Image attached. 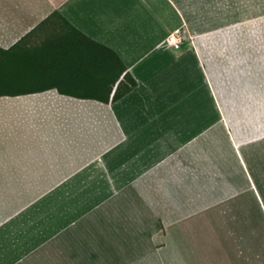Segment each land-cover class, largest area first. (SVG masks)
Returning a JSON list of instances; mask_svg holds the SVG:
<instances>
[{
  "label": "crops",
  "instance_id": "obj_1",
  "mask_svg": "<svg viewBox=\"0 0 264 264\" xmlns=\"http://www.w3.org/2000/svg\"><path fill=\"white\" fill-rule=\"evenodd\" d=\"M54 10L137 84L0 95V264H264V0H0V46Z\"/></svg>",
  "mask_w": 264,
  "mask_h": 264
},
{
  "label": "trees",
  "instance_id": "obj_2",
  "mask_svg": "<svg viewBox=\"0 0 264 264\" xmlns=\"http://www.w3.org/2000/svg\"><path fill=\"white\" fill-rule=\"evenodd\" d=\"M35 32L40 40L30 43ZM136 84L114 49L85 34L58 10L11 46H0V95L55 87L61 93L108 102Z\"/></svg>",
  "mask_w": 264,
  "mask_h": 264
},
{
  "label": "rangeland",
  "instance_id": "obj_3",
  "mask_svg": "<svg viewBox=\"0 0 264 264\" xmlns=\"http://www.w3.org/2000/svg\"><path fill=\"white\" fill-rule=\"evenodd\" d=\"M40 33L35 32L31 37H29L28 41L30 43H38L40 40ZM21 188V187H19ZM26 189V193L28 197L25 199L33 198L37 194H45L43 200L40 201V207L45 208L46 210V224H53V214L55 209V189L54 187H23ZM27 189H29L27 191ZM23 201H15L11 203L13 208H20L21 206L27 204V202Z\"/></svg>",
  "mask_w": 264,
  "mask_h": 264
},
{
  "label": "built area",
  "instance_id": "obj_4",
  "mask_svg": "<svg viewBox=\"0 0 264 264\" xmlns=\"http://www.w3.org/2000/svg\"><path fill=\"white\" fill-rule=\"evenodd\" d=\"M167 39L173 47L178 48L183 42L184 35L180 29H176L168 34Z\"/></svg>",
  "mask_w": 264,
  "mask_h": 264
}]
</instances>
